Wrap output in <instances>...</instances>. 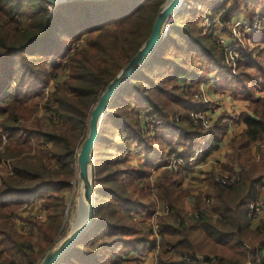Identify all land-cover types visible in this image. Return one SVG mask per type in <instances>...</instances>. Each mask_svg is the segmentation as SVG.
I'll return each instance as SVG.
<instances>
[{
    "label": "trees",
    "instance_id": "16d2710c",
    "mask_svg": "<svg viewBox=\"0 0 264 264\" xmlns=\"http://www.w3.org/2000/svg\"><path fill=\"white\" fill-rule=\"evenodd\" d=\"M250 1L264 8V0ZM163 3L72 1L54 7L44 0H0V138L6 139L0 163L13 160L8 170L0 168V264H37L53 246L90 111L108 82L147 39ZM248 5L232 0L223 19ZM190 10L176 12L148 60L110 101L92 152V224L56 264H143L119 251L154 248L155 238L137 233L128 210L153 209L152 202L144 204L134 193L151 194L149 167L157 166L147 156L131 169L132 179L143 181L131 193L130 183H119V172L109 170L107 158L116 131L146 153L158 151L160 158L161 151L139 130L140 110L159 119L169 136L179 139L183 161L173 170L166 154L157 164L161 170L153 187L167 213L159 219L155 264H244L257 250L251 242L264 246V221L252 228L248 216V205L259 195L264 178V49L248 48L231 69L212 36L200 35L187 16ZM263 31L264 26L258 34ZM80 40V46L69 52L70 44ZM50 58L53 62L47 65ZM194 61L206 64L207 73L211 65L227 73L222 80L226 84L217 87L241 99L243 110L224 111L206 127L193 120L190 110L202 103L193 100L192 92L204 79ZM230 69L234 75L228 74ZM48 79L55 85L44 97L37 90ZM16 82L22 87L13 86ZM40 105L43 114L35 117ZM240 125L241 130L228 138L225 162L216 161L205 173L192 170L189 158L196 151L197 160L205 161L219 149L230 126ZM182 172L191 174L186 178L188 189L183 186L185 178H179ZM224 177L231 181L223 183ZM29 200L42 201L37 205L47 214L44 221L33 216L21 220L25 209L20 211V201ZM16 220L30 229L22 231Z\"/></svg>",
    "mask_w": 264,
    "mask_h": 264
},
{
    "label": "rangeland",
    "instance_id": "374dc122",
    "mask_svg": "<svg viewBox=\"0 0 264 264\" xmlns=\"http://www.w3.org/2000/svg\"><path fill=\"white\" fill-rule=\"evenodd\" d=\"M216 1L217 0H189L188 3H185V5L179 9V11H182L183 9H186V10L191 9L190 12H187V16L189 15L188 17L192 18L194 20L192 22L194 23L195 27L198 28L201 36L204 34H210L212 36V39L216 42V44L219 46V48L222 49L226 64L228 63L227 61H231V59H232L231 57L233 56L232 50H230L231 53L228 51L230 54L225 52V46L227 47L230 44L236 45L237 47L244 49L243 53L248 48H250V49L256 48L255 46H257V45L259 46V47H257L258 49H260V48L264 49V41H263L264 31L262 34H258L259 32H252L249 34V38H248L244 33H249V32H246V30L243 28L239 29L238 23L241 22L242 19H249L248 22L250 23V17H247L248 14L244 10H238L242 7L238 8L235 11V13L230 17V19L226 21L223 19V14L225 11L224 4H226V3L223 2L224 4H222V6H220L219 4L213 6V2H216ZM222 1H224V0H222ZM228 1L232 2V0H228ZM164 2H165V0H164ZM249 3H251V5H249V6L254 8L251 10V12H255L256 10L264 12V8H262L261 6H258V4L257 5L254 4L253 1H250ZM213 11H218L219 13H221V15L218 16V19L216 18V19H213L211 21V20H209L210 17L212 18L216 14V13H213ZM207 16H209V17H207ZM241 16H245V17L242 18ZM232 32H234V33L232 34ZM254 35H258V36H254ZM83 36L84 35H82L80 38H83ZM76 41H73L70 44L69 48H71ZM56 60H59V59H56ZM60 60H63V59H60ZM52 62H53V58L46 60L47 65H51ZM194 63L196 65V67H198V69H199L198 74L200 76H204V79L202 80V82L199 85V90L192 92L191 97L193 98V100L195 102H196V100H198L197 102H201L202 106L200 108L193 109L192 111L190 110V113L195 111V110H198V111L201 110L200 113H204V115L206 114L205 116H207L208 118H211V117H209L210 114L207 115L205 107H208L209 105L212 106L215 102H217V106H219V108H222L224 105L225 106L230 105L231 104L230 102H232L234 100H240V99L233 98L232 94L229 91H225L222 93L220 91V89H218V87H217V86H219V84L224 83V82H222V80H224L225 75L227 73H225L224 71H220L219 69H215L216 68L215 65H211L210 69L212 71L207 73V72H205L206 71L205 68L207 66L206 64H204L201 61H194L193 64ZM227 65L232 66V62H230V64L228 63ZM232 72L233 71L230 69V72L228 74L234 75L235 73H232ZM49 81H50V79H48L46 84L43 85L42 87L48 86L49 91H51L53 88L52 87L50 88L51 85L49 84ZM205 82H208V83L204 84ZM181 83H183V82H181ZM224 84H226V83H224ZM13 86L22 87V86H19L17 82ZM182 88L187 89L185 86H183ZM209 91H211L212 94L214 93L218 97H214V95L210 97ZM224 94H226V95H224ZM222 95L224 97H221ZM229 110L231 111V109H229ZM139 112H140L139 115H144L145 117L151 118V116H148L147 114L145 115V113H143L142 110H140ZM217 113H218V115H221L222 112L217 111ZM42 114H43L42 106L41 105L37 106L35 108L34 116L35 117H41ZM214 120H215V118H213L211 121H208L209 124H211V122ZM159 122H160L159 123L160 124L159 125L160 132H158V133H152L150 130H148V131L145 130L144 120L141 123L139 130L141 131V134L143 137L147 138L149 141L152 142L153 145L157 146L156 148L161 151V154L164 157L161 155V156H159L160 158L157 159L156 157L158 155V151L150 152V153L144 152L143 148H141V146H138L139 144H137L133 141L129 142L128 140H126L127 135L125 133L120 132V131H116L114 133V136H113L114 147L109 148V152L111 154L107 156V158H109L111 160V163H110L111 169H109V170L119 172V174H120L118 177L119 183H130L128 185L127 189L131 193L134 189L139 190V188L143 185V181L132 179V177L130 175L131 169H136L139 166V164H143L145 162V159L147 156H148V158H150L151 161H153V164H155L157 166V167H155V166L149 167L151 170L150 171L151 176L149 178L148 183H150V186H151V194L150 195L146 194L147 190H143L142 197H141L140 192L134 193L135 197L137 199L141 200V202H143L144 204L152 202L153 203V206H152L153 209L151 211L149 210L146 212L136 213V215H134L135 219L131 218L132 219L131 223L137 228V233L143 234L146 236H147V234H149L150 238L155 236V235H152L150 233L149 228H151V223L156 224L157 230H158L159 229V219L162 216L166 215V212H164L162 209V208H164V209L166 208V204H164V202H162L160 200V198L158 197V193H157L158 191L153 187V185L155 183V178L161 170V166L157 165V164H160V162L162 160H165L167 158L166 154L170 155L169 152L172 149L177 150V148L178 149L181 148V146H179V144L176 143L179 139H174L171 135L169 136L168 130L163 128L160 120H159ZM23 123L28 124L27 122H23ZM18 128H20V126H18ZM177 133H178V135H181V133L179 131ZM169 139H173L174 141L169 142L168 141ZM5 142H6V139H5ZM5 142L2 144L1 138H0V144H2L4 146ZM173 144H175V145H173ZM177 152L180 154L181 149H179V151H177ZM199 153H200L199 151H196V153L194 155H198ZM76 156H77V153H76ZM96 156L99 157L97 154H96ZM167 160L169 162H171V157L167 158ZM12 165H13V160L7 159L4 161H1L0 168L3 170H8L9 167ZM73 167H74V175L72 176V179L70 180V183H69L71 186L69 187V189H67L66 194H65L66 206L64 209L63 221H62V224L58 230L57 235L54 238L55 242H54L53 246L57 242H59L70 231V227H72L73 224L76 225V223L78 221V215H77L78 213L76 212V209H75V198H76V195L78 192V186H79L78 179H77V163H75V165ZM190 175L191 174L188 175L187 173L182 172L179 176V178H181V177L185 178V181H183V186L187 189L189 187L188 183H190V182L186 178H188ZM91 178L93 179L92 159H91ZM41 203H42V201H39V200L31 201L30 205H34V206L32 207L31 211H28V212L22 211L23 207L20 204V211H22V212L20 213L19 216H20L21 220H25L27 217L33 216L34 218L39 219L40 221H44L47 217V214H46V212L41 211L38 207L39 205H37V204H41ZM118 206H116V207H118ZM124 208H126L128 210L130 208V206L129 205L124 206ZM157 209H159L160 212L157 215V219L153 220V213ZM16 222H17L19 227H23V229H21L22 231H28L30 229V227L28 225H26L22 222H18V220H16ZM46 224H49V222L46 221ZM158 237L160 240L159 233H158ZM251 243L254 244V246H256V247L259 246L257 244L258 241H253ZM141 248H143V245H141ZM153 252L154 251L151 248L148 249V245H147L145 247V251H143V250L142 251H138V250L131 251L130 249H127L125 251H119V254H121V255L127 254L126 257L137 256L138 258H140L142 260L141 262L143 264H155L156 254H154ZM37 264H39V262Z\"/></svg>",
    "mask_w": 264,
    "mask_h": 264
},
{
    "label": "water",
    "instance_id": "95a60500",
    "mask_svg": "<svg viewBox=\"0 0 264 264\" xmlns=\"http://www.w3.org/2000/svg\"><path fill=\"white\" fill-rule=\"evenodd\" d=\"M54 7L72 1H104V0H44ZM184 0H165L158 8L155 20L147 39L142 43L134 56L108 82L92 107L88 121L87 133L81 142L77 156V179L81 186V197L85 206L84 219L70 233L52 246L40 259L39 264H56L58 260L73 246L75 241L88 230L93 218V183L91 178V159L95 143L99 136L100 125L106 115L109 103L118 89L140 69L148 60L156 46L165 36L170 19L180 9ZM169 21V22H168ZM62 230V229H61Z\"/></svg>",
    "mask_w": 264,
    "mask_h": 264
},
{
    "label": "built area",
    "instance_id": "2783aa9c",
    "mask_svg": "<svg viewBox=\"0 0 264 264\" xmlns=\"http://www.w3.org/2000/svg\"><path fill=\"white\" fill-rule=\"evenodd\" d=\"M185 5V2L183 1L182 4H181V7ZM219 11V10H218ZM218 11H213V13H216L212 18L210 17L209 20H213V19H218V16L221 15V13H219ZM218 13V14H217ZM209 17V16H207ZM249 19H242L241 22H239V29L240 28H243L246 30V32H249V33H244L248 38H249V34L252 33V32H258L260 30V28L262 26H264V12L263 11H259V10H256L252 16V19L250 20V23L248 22ZM241 23V24H240ZM234 32H232L233 34ZM82 41H78L76 43L73 44V46L71 48H69V52H72L75 48L79 47L80 46V43ZM230 50L233 51V56L231 57V61H227L229 64L230 62H232V66H231V69L234 68V62L240 57V54L243 53L244 49L242 48H239L237 47L236 45H233V44H230L228 45L227 47L225 46V52L229 53ZM229 51V52H228ZM231 53V52H230ZM229 53V54H230ZM49 84L51 85L50 88L55 85L54 81L53 80H50L49 81ZM52 91V90H51ZM49 91L48 89V86H44L42 88H40L39 90H37V92L44 96V97H47L49 95V93L51 92ZM201 110H195L193 112L190 113V117L193 119V120H201L202 121V124L204 125L203 127H206L209 125V120H208V117H206L204 115V113H200ZM139 117L141 118V121L143 122L144 120V127H145V130H150L152 133H158L160 132V129H159V120L156 119V118H153L152 117H145L144 115H139ZM143 119V120H142ZM5 142V137L2 135L1 136V143L3 144ZM2 144H0V148L3 146ZM171 157V162H168V167L169 168H172L173 170H177V167L179 165H181L183 163L182 159L180 158L179 156V153H171L169 155V158ZM197 161V156L196 155H193L189 158V164L192 166L193 163H195ZM221 181L223 183L225 182H230L231 180H227L226 177H224L223 179H221ZM13 201H15L14 199H12ZM31 201H34V200H29V201H20V204L22 205V209H25L26 212H28V210H31L32 209V206L34 205H30L31 204ZM30 205V206H29ZM164 212L167 213V208H162ZM264 210V201L257 197L255 198L253 201H251L248 205V216L250 217V219L252 220V222L254 221H257L262 212ZM129 214L132 216V219H135V216L136 212L135 210L133 209H129L128 210ZM159 209L155 210V212L153 213V220H156L157 219V215L159 213ZM150 231H151V234L152 235H155V245H154V248L152 249L155 253L158 251V242H159V237H158V230H157V226L156 224H152L151 223V228H149ZM263 258H264V246H261L259 245L257 247V250L254 254V257L253 259L251 260L250 258L247 259V261L244 263V264H263Z\"/></svg>",
    "mask_w": 264,
    "mask_h": 264
},
{
    "label": "crops",
    "instance_id": "0c3cea01",
    "mask_svg": "<svg viewBox=\"0 0 264 264\" xmlns=\"http://www.w3.org/2000/svg\"><path fill=\"white\" fill-rule=\"evenodd\" d=\"M186 2L187 1H185V3ZM223 2L226 3V4H224ZM242 2H250V0H242ZM218 4L220 6H222V4H224V6H226V5L229 4V1L228 0H224V1L217 0L216 2H213V6L214 5H218ZM249 5H251V3H249ZM249 5L247 7L240 6L242 8L239 7L240 9H238V10H244L248 14L247 17H249L252 14H254V12H251V10L254 9V8H252ZM241 17L244 18L245 16H241ZM206 83H208V82H205L204 84H206ZM221 92L223 93L224 91H221ZM209 93H210V97L213 96V95H214V97H218L214 93L212 94L211 91H209ZM224 95H226V94H224ZM221 97H224V96L222 95ZM230 103H231L230 105H226V106L224 105L222 108H219V106H217V102H215L212 106L209 105L208 107H205V109H206V112L208 114H210L209 117H211V119H213V118L216 119L219 116L217 111H221V112H224V111L225 112H231V111L232 112H239V111L243 110V108H244L243 107L244 103H243V101L241 99L240 100H234V101H232ZM229 109H231V111ZM242 127H243L242 125H240V126H230L227 135L224 136V138H223V140H222V142L220 144L219 149L216 152H214L211 155H209V157L205 161H201L200 158H198V160L195 163L192 164V166H193L192 170L195 171V172H198V173H201V172L205 173L206 171H208L210 169H213V167L216 164L215 163L216 161L219 162V163L225 162L226 155H227L228 150H229L228 145H227L228 138H229V136L231 134L238 133L241 130ZM179 149H181V148H179ZM179 149L177 148V151H179ZM257 197L261 198L264 201V178H263V180H262V182L260 184L259 195ZM262 220L264 221V210H263L260 218L257 221L252 222L250 226L252 228H255L257 226V224L259 223V221H262ZM153 253L156 254L155 252H153ZM135 257H137V256H135Z\"/></svg>",
    "mask_w": 264,
    "mask_h": 264
},
{
    "label": "bare ground",
    "instance_id": "6f19581e",
    "mask_svg": "<svg viewBox=\"0 0 264 264\" xmlns=\"http://www.w3.org/2000/svg\"><path fill=\"white\" fill-rule=\"evenodd\" d=\"M169 1V0H168ZM173 19V18H172ZM172 19H170L169 21H171ZM168 21V22H169ZM75 209H76V213L78 215V221L75 224L72 225V227H70V231L69 233L78 225L80 224V222L84 219V216H85V206H84V203L82 201V197H81V186L79 184L78 186V192H77V195H76V198H75Z\"/></svg>",
    "mask_w": 264,
    "mask_h": 264
}]
</instances>
